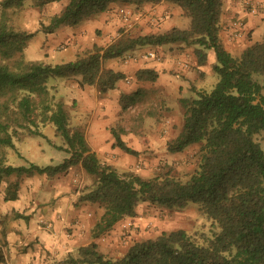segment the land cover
<instances>
[{
    "label": "trees",
    "instance_id": "trees-1",
    "mask_svg": "<svg viewBox=\"0 0 264 264\" xmlns=\"http://www.w3.org/2000/svg\"><path fill=\"white\" fill-rule=\"evenodd\" d=\"M25 0H0V190L4 200L17 196L24 176L47 178L80 165L92 178L79 201L96 204L102 214L92 227L93 240L55 264H264V150L254 136L264 129V32L238 55L230 54L218 39V18L222 0H32L41 10L48 3L65 1L58 13L40 19L35 30L15 27L12 12ZM168 1L189 17L185 28L172 27L158 33L120 32L104 47H95L74 60L48 63L27 59L24 48L37 32L48 34L61 26H75L106 10L112 3L140 6ZM193 44L199 64L205 49L216 55L213 65L218 78L209 90H196L179 100L182 123L168 142L169 152L198 144L196 165L185 180L169 172L144 177L133 171L118 172L100 163L90 150L82 130L70 124V115L51 76L79 77V84L94 85L102 93L114 87L124 74L103 66L108 58L123 56L142 45ZM149 70L137 77H150ZM141 96L138 91L120 97L126 108ZM51 123L63 140L57 147L66 153L58 163L12 165L6 162L5 148L21 156L15 141L24 135L42 133L39 125ZM115 143L135 153L112 129ZM165 209L182 210L197 203L211 221V236L196 237L182 228L162 231L132 242L118 258L105 256L96 239L125 216H133L141 202ZM217 227V230L214 228ZM1 258V254H0Z\"/></svg>",
    "mask_w": 264,
    "mask_h": 264
},
{
    "label": "crops",
    "instance_id": "crops-1",
    "mask_svg": "<svg viewBox=\"0 0 264 264\" xmlns=\"http://www.w3.org/2000/svg\"><path fill=\"white\" fill-rule=\"evenodd\" d=\"M259 1L262 0H222L217 34L220 44L230 54L238 55L262 36L264 10L251 12L248 5ZM56 3L60 5L50 15L58 13L65 1L45 6ZM125 10L130 12L129 23L123 17ZM182 15L181 8L168 1L140 6L112 3L78 25L61 26L48 34L37 31L28 40L24 56L48 63L56 59L60 62L74 60L95 47L106 46L120 32L129 31L132 35L133 32L158 33L172 27L185 28L178 25V17ZM236 18L243 21L241 37L232 36L229 29L230 22ZM59 39L63 40L59 42ZM164 45L141 46L123 56L105 59V68L124 74L105 92H98L94 85H80L79 77L66 78L63 84L67 96L71 97L70 124L82 130L100 163L111 165L118 172L130 170L148 177L160 162L179 167L195 152L192 146L169 152L167 144L177 135L182 123L180 98L192 97L196 90H209L204 87L202 65L208 58L206 49L212 47L205 49L206 59L199 64L195 45ZM149 51L153 56L147 55ZM173 51L177 52L176 56L171 55ZM139 70H149L150 77L138 78ZM135 91L140 99L122 108L120 97ZM65 103L68 102L65 100ZM114 128L135 153L116 145ZM22 156L29 157L27 154ZM76 174L80 179L78 183L73 182ZM91 182L92 178L80 165H75L53 179L36 174L24 176L14 199L4 200L0 190V264H55L79 246L91 242V230L102 214V208L78 198L81 189ZM171 211L141 202L133 216L119 219L96 239L99 251L118 258L132 242L170 230Z\"/></svg>",
    "mask_w": 264,
    "mask_h": 264
},
{
    "label": "rangeland",
    "instance_id": "rangeland-1",
    "mask_svg": "<svg viewBox=\"0 0 264 264\" xmlns=\"http://www.w3.org/2000/svg\"><path fill=\"white\" fill-rule=\"evenodd\" d=\"M32 0H25V6L22 10H19L18 12H12V21L17 28L21 29H27V30H33L37 28V23L40 19L46 20L50 14L58 9V6L60 3L52 4L49 6L42 7L41 10H39V14L37 13V8L32 7L29 5V3ZM62 4V3H61ZM178 25L179 27H186L189 24V17L182 15L181 17H178ZM83 22V21H81ZM80 22V23H81ZM79 24V23H78ZM77 24V25H78ZM129 27H127V30ZM124 33L131 34L129 31H125ZM137 34V32H133ZM132 34V35H135ZM63 39H59L58 41H62ZM32 41V40H31ZM29 41V42H31ZM167 45V44H165ZM164 45V46H165ZM149 45H142V47H148ZM141 47V46H140ZM212 50V51H211ZM211 50L206 49V52L208 53V58L202 65V68L204 70V87L207 89H211L213 85L215 84V79L218 78L217 73L214 71L213 65L216 63V55L213 48ZM171 55L176 56L177 52L173 51ZM66 60V59H64ZM62 61V60H61ZM54 62H60V59H56ZM78 77V76H75ZM73 80V79H71ZM66 81V77L61 76H51L48 79V85H53L56 87V96L57 98H62L63 101H67L66 107L69 111L72 107L71 103V97L67 96L68 92L66 87L63 85ZM72 82V81H70ZM38 129L44 133L50 141L46 140L45 138L38 136V135H24L20 140L15 141V145L17 150L20 154L25 155L27 154L28 158L25 159L24 156L18 155L15 150L11 148H5V156H6V162L7 163H15L18 165L21 164H27V160L31 161L33 163L39 164V165H45V164H53L58 163L66 156V153L59 149L57 145L63 144V140L55 135L54 133V126L51 123H47L45 125H39ZM255 140H257L261 146V148L264 150V129L260 130L255 136ZM194 147L195 152L197 151L198 144H192L187 146ZM195 152L192 153V155L186 160L187 162L185 164H182L181 166L177 167L175 164H169L167 162H160L156 169H154L149 176L154 175L158 172H169L171 175L181 179L185 180L188 175L194 170L196 165V157ZM61 174V173H60ZM39 177H43L42 175L36 174ZM54 178L53 177H49ZM75 181L78 183L80 182L79 175H74ZM80 185L83 186V181ZM177 210L172 209L170 212V215L173 216L172 218H169L168 221V229H176V228H182L186 230L188 233L195 235L196 237H200V234H204L207 236H211V221L206 217V215L199 210V205L197 203L188 202L186 206L179 210L176 214ZM182 212V213H181ZM217 230V227L214 228Z\"/></svg>",
    "mask_w": 264,
    "mask_h": 264
},
{
    "label": "built area",
    "instance_id": "built-area-1",
    "mask_svg": "<svg viewBox=\"0 0 264 264\" xmlns=\"http://www.w3.org/2000/svg\"><path fill=\"white\" fill-rule=\"evenodd\" d=\"M250 6V11L255 12L258 9L264 10V0L259 1V3H248ZM129 10L123 11V17L128 22L129 20ZM129 23V22H128ZM229 29L231 32V35L234 37H241L243 35V21L241 19H234L229 24ZM148 56H153V52L149 51L147 52ZM186 65V64H185Z\"/></svg>",
    "mask_w": 264,
    "mask_h": 264
}]
</instances>
